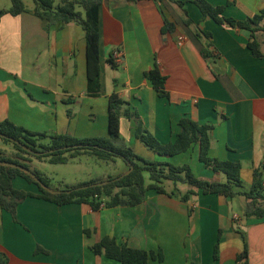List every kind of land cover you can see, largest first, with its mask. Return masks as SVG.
<instances>
[{
  "label": "crops",
  "instance_id": "0c3cea01",
  "mask_svg": "<svg viewBox=\"0 0 264 264\" xmlns=\"http://www.w3.org/2000/svg\"><path fill=\"white\" fill-rule=\"evenodd\" d=\"M192 1L106 0L100 8L101 96L93 98L87 95L85 31L77 24L46 31L31 12L34 2L24 0L29 12L6 14L0 21V122L34 132L108 137L109 97L117 93L163 144L176 140L183 117L213 124L210 156L241 163L240 190L248 191L254 170L264 161V58L249 49V31L217 24ZM206 1L225 6V15L237 20L264 10V0ZM185 11L194 22L190 28L184 25ZM165 19L174 28L163 33ZM197 29L212 37L201 36L194 43L190 33ZM258 40L264 53V33ZM208 43L213 56L205 59L198 45ZM156 64L167 78V98L145 78ZM121 133L147 159L183 165L187 158L197 166L198 177L226 181L224 174L200 163L197 149L159 157L136 138L135 122L125 117ZM13 184L39 193L22 178ZM178 186L176 197L150 190L141 205L98 211L84 204L60 206L28 198L18 207L17 222L0 207V253L6 264H120L92 250L111 237L156 254L161 249L164 260L151 258L149 264H264V217L245 216L244 196L199 192L183 202L190 188L181 194ZM172 187L166 184L168 192ZM246 246L247 261H239Z\"/></svg>",
  "mask_w": 264,
  "mask_h": 264
},
{
  "label": "trees",
  "instance_id": "16d2710c",
  "mask_svg": "<svg viewBox=\"0 0 264 264\" xmlns=\"http://www.w3.org/2000/svg\"><path fill=\"white\" fill-rule=\"evenodd\" d=\"M106 0H34L31 12L38 17L46 31L54 28H64L68 24H77L85 31L87 43V95L97 98L101 96V67H100V8ZM183 7L185 2L175 1ZM202 12L204 17L212 18L217 24L250 32L248 47L257 58H264L258 34L264 33V10L252 18L237 20L225 15V6H213L206 0L192 1ZM29 12L23 0H11L9 9H0V21L6 14L18 16ZM184 25L190 28L194 22L185 11ZM174 25L165 19L162 32L173 30ZM203 36L210 39L212 34L199 29L190 33L194 43H198ZM199 51L205 59L213 56L211 44L198 45ZM110 63L112 61L110 60ZM113 64V63H112ZM145 78L151 81L154 89L161 97L167 98V78L156 64L154 68L145 72ZM71 116V112H68ZM125 117L135 122L136 138L150 151L159 157L172 158L185 154L191 150H198V159L207 169L215 174L222 173L225 182L212 181L198 177L191 165H175L168 161L147 159L139 155L131 147L121 133V119ZM109 136L80 138L69 134H49L34 132L11 121L0 122V140L6 145H12L18 157L11 158L0 151V207L9 212L17 222L18 207L28 198L42 199L60 206L69 204L88 205L93 211L103 207H135L144 203L146 194L154 190L159 194L170 197L177 196V186L186 184L190 189L181 200L188 202L192 196L201 192L204 195H220L233 199L242 195L248 201L245 216L248 219L264 217V161L254 170L253 183L248 191L240 190L244 187L241 177L242 164L232 161H222L210 156L212 147L211 132L213 124H200L190 117H183L179 121L181 128L174 142L163 144L145 127L137 111L130 108V103L124 101L117 93L109 97ZM31 156L38 160L48 159L50 164H67L70 160L82 156L93 157L99 161L115 162L121 159L127 166L129 174L109 176L105 179L90 180L66 188H54L49 177L37 170H31L26 163ZM21 158H23L21 160ZM5 163V164H2ZM7 163L15 166H9ZM25 168L29 172L21 169ZM148 175V178L146 177ZM22 178L38 187L39 193L27 192L14 187L13 181ZM174 185V190L168 192L166 183ZM104 183L103 185H96ZM52 188L58 193L49 191ZM71 191V192H68ZM89 236L90 231H86ZM96 255L104 256L120 264H149V260L163 261L164 254L160 249L146 251L128 245H120L115 238L104 237L92 247ZM219 257V244L215 247V259ZM239 261H247V246L238 257ZM6 256L0 253V264H6Z\"/></svg>",
  "mask_w": 264,
  "mask_h": 264
},
{
  "label": "rangeland",
  "instance_id": "374dc122",
  "mask_svg": "<svg viewBox=\"0 0 264 264\" xmlns=\"http://www.w3.org/2000/svg\"><path fill=\"white\" fill-rule=\"evenodd\" d=\"M24 1V0H23ZM26 2H34V0H25ZM6 6L11 7V0H0V8ZM123 137L128 139L127 134H123ZM0 151L3 155L11 158H17V151L12 145H6L0 140ZM140 155V151H138ZM142 156V155H141ZM23 158L29 159L26 161L30 165L31 170H37L43 175L49 177L51 184L54 188H66L67 186L77 185L90 180L105 179L109 176H118L128 172L126 164L121 160L117 159L115 162H104L99 161L93 157L82 156L80 158L72 159L67 164H50L48 159L38 160L31 156H22ZM21 158V160L23 159ZM186 164L192 165V169L195 174H198V168L195 163H190L187 158ZM171 162V161H170ZM175 164V162H172ZM178 163V161H176ZM148 178V175H146ZM225 182V181H224ZM168 189L171 190L172 184L166 183ZM172 187V188H171ZM190 187L186 184H179L178 189L181 194H184Z\"/></svg>",
  "mask_w": 264,
  "mask_h": 264
},
{
  "label": "water",
  "instance_id": "95a60500",
  "mask_svg": "<svg viewBox=\"0 0 264 264\" xmlns=\"http://www.w3.org/2000/svg\"><path fill=\"white\" fill-rule=\"evenodd\" d=\"M2 164H5V163H2ZM7 165H9V166H15V165L10 164V163H7ZM21 169H23V170L29 172V170H27V169H25V168H21ZM130 172H131V170L128 171L126 174H129ZM103 184H104V183H98V184H96V185H103ZM48 189H49V191H51V192H53V193H58V192H60V191H55V190H53L52 188H48ZM68 192H71V191H68Z\"/></svg>",
  "mask_w": 264,
  "mask_h": 264
},
{
  "label": "built area",
  "instance_id": "2783aa9c",
  "mask_svg": "<svg viewBox=\"0 0 264 264\" xmlns=\"http://www.w3.org/2000/svg\"><path fill=\"white\" fill-rule=\"evenodd\" d=\"M182 40H183V38H182Z\"/></svg>",
  "mask_w": 264,
  "mask_h": 264
}]
</instances>
